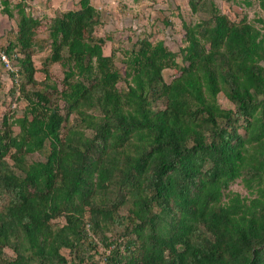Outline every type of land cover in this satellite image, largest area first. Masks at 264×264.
Segmentation results:
<instances>
[{"label":"trees","instance_id":"obj_1","mask_svg":"<svg viewBox=\"0 0 264 264\" xmlns=\"http://www.w3.org/2000/svg\"><path fill=\"white\" fill-rule=\"evenodd\" d=\"M256 1L259 17L233 21L213 0H189L206 17L182 20L185 45L173 52L138 38L122 75L94 33L99 11L79 0L47 24L44 65L63 67V113L34 88L41 20L24 0L0 1L18 13L0 53L20 64L7 68L13 79L25 80V111L0 120V264H264V0ZM165 68L179 73L166 82ZM71 114L79 124L62 136ZM35 152L44 159L28 160ZM236 180L253 196L231 191Z\"/></svg>","mask_w":264,"mask_h":264},{"label":"rangeland","instance_id":"obj_2","mask_svg":"<svg viewBox=\"0 0 264 264\" xmlns=\"http://www.w3.org/2000/svg\"><path fill=\"white\" fill-rule=\"evenodd\" d=\"M1 1V0H0ZM19 0H10L12 4ZM79 0H24V8L27 13L41 20V25L36 31V40L43 48H33L32 60L35 66L34 77L36 84L34 88L44 90L50 95L52 103L57 102L61 113L65 111L64 101L59 97V91L64 88L63 77L64 70L59 63H48L44 65L46 57L49 55L50 47L47 24L56 15L69 9L77 8ZM250 6L244 3V0H213L214 4L220 10V13L227 15L231 20L238 21L243 14L247 15L248 20L252 21L259 17L262 12L259 9L256 0H250ZM91 4L100 13L101 24L96 26L95 35L105 39L103 45V53L109 55L114 52L113 63L115 67L124 75V51L130 50L138 38H148L152 42L162 40L164 45L173 52H178L185 45L182 20L187 23H194L206 17L202 12L192 13L189 0H90ZM13 8V7H12ZM13 16H8L0 5V47H5L9 39L13 38L17 31L18 13L16 8L12 9ZM260 25V24H257ZM176 61L181 65L180 55ZM15 65V61L12 60ZM10 68H20V64L16 63L15 67L9 64ZM7 67L0 66V120L4 114L10 117H19L25 111V102L19 99L22 93L17 90L21 83H24L23 75L16 73L13 77L7 72ZM65 69V68H64ZM179 73L176 68H165L162 72L163 78L169 82ZM45 74L48 78H45ZM56 87V91L52 88ZM118 86L125 87L123 81L118 82ZM16 88V89H15ZM26 89L31 86L25 85ZM12 89L15 91L12 92ZM218 102L223 107H233V104L222 94L218 95ZM90 112V111H88ZM94 115L97 111H91ZM74 114H71L67 123L63 122L61 127V135H65V131L71 126L79 124ZM65 126V127H64ZM15 133L17 127H13ZM92 131L86 130L85 134L90 135ZM28 160H43L44 153H32L27 155ZM10 164L13 161L7 157ZM229 189L233 192H239L247 197H252L246 187L240 180L232 183ZM120 213H126V210H120ZM63 217L53 220L54 226L62 225ZM100 250V248L98 247ZM62 253L68 259L74 258V253L66 249ZM12 251H8L7 255H11Z\"/></svg>","mask_w":264,"mask_h":264},{"label":"built area","instance_id":"obj_3","mask_svg":"<svg viewBox=\"0 0 264 264\" xmlns=\"http://www.w3.org/2000/svg\"><path fill=\"white\" fill-rule=\"evenodd\" d=\"M0 60H2L5 63V66L9 68L8 57L4 52L0 53Z\"/></svg>","mask_w":264,"mask_h":264},{"label":"clouds","instance_id":"obj_4","mask_svg":"<svg viewBox=\"0 0 264 264\" xmlns=\"http://www.w3.org/2000/svg\"><path fill=\"white\" fill-rule=\"evenodd\" d=\"M5 53V52H4ZM6 54V53H5ZM7 55V54H6ZM7 57H8V60H9V55H7ZM10 64V63H9ZM3 67V66H2ZM6 66L4 65V67L3 68H5ZM10 68V67H9ZM7 70V69H6Z\"/></svg>","mask_w":264,"mask_h":264}]
</instances>
